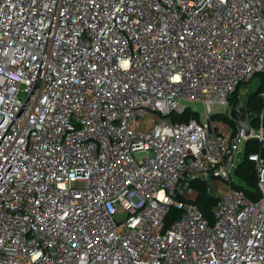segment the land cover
<instances>
[{
	"label": "built area",
	"instance_id": "2783aa9c",
	"mask_svg": "<svg viewBox=\"0 0 264 264\" xmlns=\"http://www.w3.org/2000/svg\"><path fill=\"white\" fill-rule=\"evenodd\" d=\"M260 75L264 0H0V264H264V126L213 118Z\"/></svg>",
	"mask_w": 264,
	"mask_h": 264
},
{
	"label": "trees",
	"instance_id": "16d2710c",
	"mask_svg": "<svg viewBox=\"0 0 264 264\" xmlns=\"http://www.w3.org/2000/svg\"><path fill=\"white\" fill-rule=\"evenodd\" d=\"M255 81L256 83L259 82L258 88L254 92L250 93L248 100L245 102V106L251 112L250 127L254 130H258L261 125L264 126V99L259 97L263 76L260 75L256 77ZM244 85L245 84L240 85L235 93L230 97L231 106L237 105L240 100H242L238 92ZM189 118H194L198 121L200 120L199 115L196 112L191 111L190 109H187L185 113L181 115H173V119L179 121H187ZM213 118L222 120L224 123H227L234 130H236L237 122L230 116L225 114H215L213 115ZM250 153H261L262 157H264V147L262 143L255 139L249 140L247 142L245 156L235 170V177L238 179V183H233V186L241 189L248 199L257 201L260 197V193L257 187V173L255 164L248 159V155ZM193 186L195 187L198 194L197 199L194 203L202 211L204 216L210 222H213L212 210L216 204V199L211 195V193L208 192V183L199 180L193 182ZM178 216L179 212H177L176 210H172L169 221H172Z\"/></svg>",
	"mask_w": 264,
	"mask_h": 264
},
{
	"label": "rangeland",
	"instance_id": "374dc122",
	"mask_svg": "<svg viewBox=\"0 0 264 264\" xmlns=\"http://www.w3.org/2000/svg\"><path fill=\"white\" fill-rule=\"evenodd\" d=\"M259 85V82L256 83V81H252L248 84H245L240 90H239V96L242 99V101L245 102L248 100V97L251 92H254L257 90ZM186 107H188L191 111L196 112L199 115V119L202 122L207 121V114L205 112L204 106L199 101H193V102H184L183 103Z\"/></svg>",
	"mask_w": 264,
	"mask_h": 264
},
{
	"label": "water",
	"instance_id": "95a60500",
	"mask_svg": "<svg viewBox=\"0 0 264 264\" xmlns=\"http://www.w3.org/2000/svg\"><path fill=\"white\" fill-rule=\"evenodd\" d=\"M233 120L240 123L242 126L244 133L246 135L250 134V121H251V112L245 106L244 102L240 100V102L231 108V116Z\"/></svg>",
	"mask_w": 264,
	"mask_h": 264
}]
</instances>
